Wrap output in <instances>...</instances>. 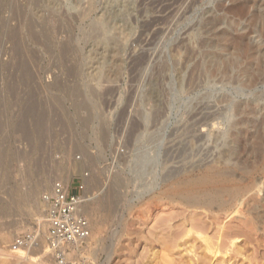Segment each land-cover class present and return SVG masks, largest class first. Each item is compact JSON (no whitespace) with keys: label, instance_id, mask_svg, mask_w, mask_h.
I'll list each match as a JSON object with an SVG mask.
<instances>
[{"label":"rangeland","instance_id":"1","mask_svg":"<svg viewBox=\"0 0 264 264\" xmlns=\"http://www.w3.org/2000/svg\"><path fill=\"white\" fill-rule=\"evenodd\" d=\"M49 1L0 0V264H52L41 197L55 180L75 186L85 172L89 199L81 210L91 233L70 264L198 262L203 248L162 249L159 231L174 224L178 241L198 237L201 230L183 221L207 220V211L160 192L217 160L238 182L262 177L264 0H181L160 24L149 1ZM101 43L102 54L92 55ZM259 204L232 223L245 236L225 240L230 254L242 251L229 254L237 261L230 264H264ZM250 219L258 224L245 229ZM204 231L203 243L211 235ZM24 233L35 245L10 251Z\"/></svg>","mask_w":264,"mask_h":264},{"label":"bare ground","instance_id":"2","mask_svg":"<svg viewBox=\"0 0 264 264\" xmlns=\"http://www.w3.org/2000/svg\"><path fill=\"white\" fill-rule=\"evenodd\" d=\"M49 1V0H47ZM80 1V0H79ZM143 2H147L149 1L150 3L152 2V4L154 5L153 8H156V10L158 11L157 12V15L159 16L157 17V20H155L154 22H159L160 24V21L162 23L163 21V18L165 19L168 15H171L173 13H176L175 9H176V4H178L179 1L181 0H142ZM50 2V1H49ZM81 2V1H80ZM52 3V2H51ZM106 3V2H104ZM109 2H107L108 4ZM137 3V2H136ZM50 4V3H49ZM144 4V3H143ZM53 3L50 4L49 6L52 7ZM102 5V4H101ZM58 6V5H57ZM88 6V5H87ZM94 6V5H93ZM92 6V7H93ZM105 6V5H104ZM147 6V5H146ZM176 6V7H175ZM80 7V6H79ZM89 7V6H88ZM260 7V6H259ZM258 7V8H259ZM56 7H52L51 9H53ZM90 8V7H89ZM50 9V7H49ZM50 9V10H51ZM68 9V8H67ZM81 9V8H80ZM101 9V8H100ZM103 9V8H102ZM107 9V8H106ZM118 9V8H117ZM74 10V9H73ZM76 10V9H75ZM89 10V9H88ZM49 11V10H48ZM56 11V10H54ZM53 11V12H54ZM111 11V10H109ZM113 11V10H112ZM72 12V11H71ZM79 12V11H78ZM104 12V11H103ZM100 15L98 14V19H99V22H98V25L100 27H104V22H103V13ZM74 13V12H73ZM100 13V12H99ZM115 13V12H114ZM120 13V12H118ZM106 17V16H105ZM153 17V16H152ZM170 17V16H168ZM167 17V18H168ZM112 18V17H111ZM154 18V17H153ZM156 18V17H155ZM166 18V19H167ZM97 19V20H98ZM105 19V18H104ZM114 20V19H112ZM152 20V19H151ZM152 22V23H154ZM166 22V21H165ZM109 23V22H108ZM106 24V23H105ZM110 24V23H109ZM158 24V23H157ZM158 24V25H159ZM150 25V24H149ZM154 25V24H153ZM151 26V25H150ZM161 27V26H160ZM150 28V27H149ZM156 28V26H155ZM103 29V28H102ZM100 29V30H102ZM113 29V28H112ZM146 29V28H145ZM99 30V31H100ZM106 30V29H105ZM115 30V29H114ZM155 30V29H154ZM116 31V30H115ZM104 32V30H102L100 33ZM118 32V31H117ZM114 33V32H113ZM104 37L101 38L103 40H106L105 39V35H103ZM122 36V35H121ZM120 36V37H121ZM63 37V36H62ZM93 37V35H92ZM141 37V36H140ZM145 37V36H144ZM112 38V37H111ZM124 38V37H123ZM90 39V38H89ZM101 39V40H102ZM119 39V38H118ZM152 39L154 40V37H153V33L151 35V32L149 35H147L140 43H141V47L142 49L144 50L145 48L149 47L151 45V42H152ZM99 41V42H104L103 40L102 41ZM109 40V39H108ZM125 40V39H124ZM141 40V39H140ZM139 40V41H140ZM91 42V41H90ZM106 43V41L104 42ZM103 43V44H104ZM117 43V42H116ZM153 44V43H152ZM105 45V44H104ZM104 45H102V43L100 45H97V47L95 46V48L93 49L94 52H92V49L90 50V52H92V55L94 53V55H97L100 50H104L105 47ZM139 45V44H137ZM91 46V45H90ZM118 46V44H117ZM92 47V46H91ZM151 47V46H150ZM235 47V46H234ZM237 47V46H236ZM140 48V47H139ZM89 49V48H88ZM87 49V50H88ZM141 50V48H140ZM150 50V48L148 49ZM237 50V49H236ZM106 52V51H105ZM147 52V51H146ZM117 53V52H116ZM119 53V52H118ZM136 53V52H135ZM88 54V53H87ZM99 54H102L99 53ZM98 54V55H99ZM141 54V53H140ZM128 57V56H127ZM143 57H146V53L144 52V54H142V58ZM88 58V57H87ZM96 58V56H95ZM132 59V58H131ZM113 61V60H112ZM139 61V59H138ZM141 62V61H140ZM107 63V62H106ZM113 64V63H112ZM99 68V67H98ZM107 68V67H106ZM96 68H94L95 70ZM112 70V68H111ZM97 71V69H96ZM89 72V71H88ZM89 74V73H88ZM106 74V73H105ZM95 75V74H94ZM102 75V74H101ZM111 76V74L109 75ZM114 76V75H113ZM97 77V76H96ZM106 77V76H105ZM108 78V76H107ZM117 81V80H116ZM105 83V82H104ZM100 84V83H99ZM103 84V83H102ZM109 87V86H108ZM114 87V86H113ZM209 119V118H208ZM202 122V121H200ZM204 123V122H203ZM233 125V124H232ZM237 125V124H236ZM231 127V126H230ZM235 129V128H234ZM218 158V157H217ZM229 162V161H228ZM213 163V162H212ZM215 163V162H214ZM260 164V163H259ZM211 165V164H210ZM209 165V166H210ZM228 165V164H227ZM230 167V166H229ZM228 166H226L225 162L224 163H220L218 162V160L216 161L215 164H212L210 167H207L205 170H203L199 175L197 176H186V178H184L182 181L180 180V183L177 185L174 184L173 186H175L174 188L172 187L170 190L169 189H165V190H160V196H163V197H167V198H170L171 201H175L174 203H179L181 205H183L185 208L187 209H204L207 211V215L208 218L207 220H201V219H197V218H187L183 221V224L184 225H193L194 228L198 229V230H201V231H197L198 233V237H197V234L196 236L195 235H189V233L187 234L188 236H190V238H193L194 236L197 237V238H193V239H197L200 238L201 236V240H202V235L205 234L203 233L204 232H208L210 231V235L209 237H206V236H203V237H206L204 238V243L200 240V242L198 241H193V240H188L189 237L186 235L185 239L187 240H184L183 242L181 241H178L177 239L180 237L179 232H178V227H176V225H167L165 221L164 224H166L167 226L166 227H162L159 226V229H160V233H161V240L160 239H156V242H158V240H160L159 242H161V246H162V249L163 247L165 248H173V247H183L185 251H187V249H191V250H198L199 248L203 250L200 251L199 253H201V257L199 256L198 258V264H230L229 262L230 261H233L232 259H230L232 256H236V254H241L242 256V251L237 249V248H234V249H230V252L231 254L229 253V250L227 247H225L224 243H225V240L229 238H233L235 236L239 237L238 234L240 233L241 235L243 234V232L241 233V230H239L240 228H238V226H240V223L238 225H235L232 224L233 221L236 220V218L238 216H241L243 215L244 211H249V210H254V208L256 209L257 206H259L260 204L259 203H264V162L263 164L260 166V168L257 170V174L259 175V173L262 174V177H256L254 178V176L251 175V177L249 178H242L243 180H239L236 181L235 179L237 178H233V177H236L234 176L235 174H233V172H231L230 168ZM233 171V170H232ZM235 173V172H234ZM240 179V178H239ZM238 180V179H237ZM236 181V182H235ZM42 182V181H41ZM171 182V181H170ZM179 182V181H178ZM38 185V184H37ZM38 187V186H37ZM36 187V188H37ZM40 187V186H39ZM170 188V186H169ZM164 189V188H163ZM35 191H37L35 189ZM150 191V190H149ZM159 191V190H158ZM34 192V191H33ZM153 192V191H152ZM159 195V194H158ZM161 199V198H160ZM114 200V198H113ZM148 200V199H147ZM168 200V199H167ZM150 201V200H149ZM169 201V200H168ZM170 204V203H169ZM178 204V205H179ZM259 204V205H258ZM128 206V205H127ZM85 207V206H84ZM150 207V206H149ZM135 208V207H134ZM183 208V207H182ZM132 208H130V210H132ZM91 210V209H90ZM116 210V209H115ZM259 210V209H258ZM133 211V210H132ZM193 211V210H192ZM84 212H89V209L85 208ZM172 212V211H171ZM175 212V211H173ZM177 212V211H176ZM132 213V212H131ZM201 213V212H200ZM176 214V213H173V215ZM178 214V213H177ZM255 214V213H254ZM203 215V214H202ZM256 215V214H255ZM130 216V215H129ZM187 216V215H186ZM196 216V215H195ZM166 217V216H165ZM189 217V216H188ZM192 217V215H191ZM194 217V216H193ZM201 217V216H200ZM177 218V217H176ZM262 218V217H261ZM147 219V218H146ZM161 219V217H160ZM206 219V218H205ZM246 219V218H245ZM248 219V218H247ZM246 219V220H247ZM260 219V217H259ZM258 217L255 216V220H259ZM264 219V217H263ZM172 220V219H171ZM243 220V219H242ZM245 220V221H246ZM254 220V221H255ZM146 221V220H145ZM169 221V220H168ZM180 221V220H179ZM244 221V222H245ZM45 222V221H44ZM249 223H243L242 226L244 224L246 225H249L251 224L250 226L254 225V222L253 220L250 219V221H248ZM258 222V221H257ZM259 222H261L259 220ZM264 222V221H263ZM160 223V221L158 222ZM170 223V221L168 222ZM179 223V222H178ZM44 224V223H43ZM155 224V223H154ZM161 224V223H160ZM158 224V225H160ZM180 224V223H179ZM177 224V225H179ZM258 224V223H257ZM257 224L255 223L254 227L257 226ZM47 225V224H46ZM260 225V224H259ZM41 226H42V223H41ZM157 226V225H156ZM182 226V225H181ZM180 226V227H181ZM192 226V227H193ZM245 226V225H244ZM263 226V225H262ZM123 227V226H122ZM247 227L245 226V229ZM251 228V227H250ZM250 228L248 230H250ZM158 229V228H157ZM182 229V227H181ZM191 229V228H190ZM189 229V230H190ZM243 229V228H242ZM244 229V230H245ZM184 230V229H183ZM193 230V229H192ZM156 231V230H155ZM186 231V230H185ZM253 231V229H252ZM182 232V230H181ZM184 232V231H183ZM190 232V231H189ZM138 233V232H137ZM193 233V232H191ZM202 233V235L199 236V234ZM249 233V232H248ZM158 234V233H157ZM256 234V233H254ZM253 234V236H254ZM151 235V234H150ZM155 235V234H154ZM183 235V233H182ZM240 235V236H241ZM139 236V235H138ZM142 236V235H141ZM152 236V235H151ZM156 236V235H155ZM160 236V235H158ZM163 236V237H162ZM193 236V237H192ZM242 236H245V235H242ZM119 237V236H117ZM157 237V236H156ZM247 237V236H246ZM251 237V235H250ZM250 237H247V238H250ZM159 238V237H158ZM244 239V237H243ZM254 239V237L252 238ZM262 239V238H261ZM260 239V240H261ZM120 240V239H119ZM146 240V239H145ZM154 240V239H153ZM259 241V239H257ZM151 241V240H150ZM178 241V242H177ZM262 241V240H261ZM144 242V241H143ZM180 242V243H179ZM195 242V243H193ZM228 242V241H227ZM250 242V240H249ZM255 242V241H254ZM134 243V242H133ZM147 243V242H146ZM153 243V242H152ZM253 243V242H252ZM227 244V243H226ZM232 244V243H231ZM246 244V243H245ZM251 244V243H250ZM127 245V244H126ZM150 245V244H149ZM259 245V244H258ZM116 246V245H115ZM262 246V245H261ZM135 247V246H134ZM142 247V246H141ZM227 248L226 251H222L223 248ZM254 247V246H253ZM126 248V246H125ZM151 248V247H149ZM148 248V249H149ZM164 248V249H165ZM231 248H233L231 246ZM258 248V247H257ZM174 249V248H173ZM245 249V248H244ZM256 249V248H255ZM130 250V249H129ZM144 250V249H143ZM171 250V249H170ZM190 250V251H191ZM184 251V252H185ZM245 251V250H244ZM257 251V250H256ZM126 252V251H124ZM188 252V251H187ZM224 252V255L227 254V258H229L230 260L228 262H224V261H221L223 259L220 260V256H219V253L220 255L223 254ZM154 253V252H153ZM194 253V251H193ZM147 254V253H146ZM145 254V255H146ZM171 254V253H170ZM210 254V255H209ZM230 254V256H229ZM234 254V255H233ZM256 254V253H255ZM141 255V254H140ZM139 255V256H140ZM144 255V254H143ZM153 255V254H152ZM186 255V254H185ZM189 255V254H188ZM196 255V253H195ZM223 255V257H224ZM249 255V254H248ZM251 255V254H250ZM258 255V254H257ZM138 256V257H139ZM183 256V255H182ZM240 256V257H241ZM247 256V255H246ZM254 256V255H252ZM146 257V256H145ZM161 257V256H160ZM188 257V256H187ZM195 257V256H194ZM220 257V258H219ZM238 257V255H237ZM236 257V258H237ZM249 257V256H248ZM140 258V257H139ZM163 258V256L161 257V259ZM226 258V259H227ZM234 258V257H233ZM235 258V259H236ZM243 258V257H242ZM246 258V257H244ZM243 258V259H244ZM251 258V257H250ZM256 258V257H255ZM138 259V258H137ZM190 259V258H189ZM192 259V258H191ZM195 259V258H194ZM193 259V260H194ZM242 259V260H243ZM257 259V258H256ZM260 259V258H258ZM158 260V259H157ZM163 260V259H162ZM192 260V261H193ZM246 260V259H245ZM253 260H254V257H253ZM251 259V261H253ZM139 261V260H138ZM137 261V262H138ZM143 261V259H142ZM156 261V260H155ZM170 261V259H169ZM169 261L167 260V263H169ZM182 261V260H181ZM186 261V260H185ZM196 261V260H195ZM251 261H249L251 263ZM259 261V260H258ZM257 261V263H258ZM136 262V263H137ZM160 262V261H159ZM164 262V261H163ZM188 262V261H187ZM234 262H237L234 260ZM232 262V263H234ZM248 262V261H247ZM256 262V261H255ZM157 263V262H156ZM171 263V262H170ZM175 263V262H174ZM193 262V264H196ZM161 264V263H160ZM163 264V263H162ZM166 264V263H165ZM172 264V263H171ZM176 264V263H175ZM235 264V263H234ZM239 264V263H238ZM241 264H244V260L243 262H241ZM252 264V263H251Z\"/></svg>","mask_w":264,"mask_h":264},{"label":"built area","instance_id":"3","mask_svg":"<svg viewBox=\"0 0 264 264\" xmlns=\"http://www.w3.org/2000/svg\"><path fill=\"white\" fill-rule=\"evenodd\" d=\"M88 176L87 172L81 174L75 186L74 183L57 179L41 197L47 222L44 250L51 258L52 264H70L73 249L81 247L90 237L91 224L81 210L89 199L85 182ZM34 245L35 237L24 233L15 237L10 251H25L23 249H30Z\"/></svg>","mask_w":264,"mask_h":264}]
</instances>
